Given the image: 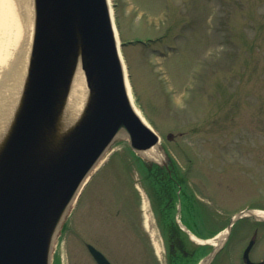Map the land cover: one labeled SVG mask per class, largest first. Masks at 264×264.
I'll list each match as a JSON object with an SVG mask.
<instances>
[{
  "label": "rangeland",
  "instance_id": "374dc122",
  "mask_svg": "<svg viewBox=\"0 0 264 264\" xmlns=\"http://www.w3.org/2000/svg\"><path fill=\"white\" fill-rule=\"evenodd\" d=\"M109 2L132 100L160 136L162 156L174 158L186 178L167 213L191 220L179 209L185 185L205 206V231L242 208H264V0ZM27 11L25 20L16 4L11 16L0 14V79L18 68L20 80L25 70L30 1ZM131 155L125 139L111 146L65 218L54 264H96L87 242L111 264H165L154 207ZM244 220L234 223L215 264H241L252 233L249 256L264 258V224Z\"/></svg>",
  "mask_w": 264,
  "mask_h": 264
},
{
  "label": "water",
  "instance_id": "95a60500",
  "mask_svg": "<svg viewBox=\"0 0 264 264\" xmlns=\"http://www.w3.org/2000/svg\"><path fill=\"white\" fill-rule=\"evenodd\" d=\"M29 1L25 70L8 113L0 114V264L52 263L67 214L115 141L125 139L142 160L168 167L159 135L131 100L109 0ZM79 70L86 94L71 111ZM263 215L251 208L232 215L199 264L211 263L238 219L264 222ZM253 243L245 263L264 264L249 259ZM86 246L98 264H111Z\"/></svg>",
  "mask_w": 264,
  "mask_h": 264
},
{
  "label": "flooded vegetation",
  "instance_id": "af4514ba",
  "mask_svg": "<svg viewBox=\"0 0 264 264\" xmlns=\"http://www.w3.org/2000/svg\"><path fill=\"white\" fill-rule=\"evenodd\" d=\"M172 179H173L172 182H174L175 184L177 182V179L175 177H173ZM154 198H153L154 200L153 211L155 213L157 232H158L162 245L165 246L168 243V247H169L167 250L165 246L166 248L165 258L167 259V256L169 253L171 254V257H173L176 254L182 255L183 253H185V247H186L185 256L189 255V253L192 254V256L193 255L197 256L200 252H202L203 251L202 243L196 244L191 250V243H192L191 238L189 234L186 231H184L179 226V224L176 223L175 216L173 217V219L169 218V222H167L166 217H165L167 210L171 212V210H174L177 207V202L175 203L174 196L167 199V201L161 200L158 196L156 197V199ZM183 198H184L183 200L184 202L182 203V200H181L179 209L181 210V207H182L184 208V211L187 210L188 212L189 210V214L191 215V220H188L187 218H183V215H181L180 223L184 225L185 228H188L190 231L194 232L197 237L201 238L203 237V234L206 233V231L203 230V225H204L203 209L200 206L199 218L197 217L196 213L193 214V210H194L193 206L195 203L192 200L191 191L188 190L186 186L184 187ZM249 207H253V206H249ZM226 247H227V244H225L220 249V251L217 253V255L215 256L211 264H215V262H218L221 253L224 250H226ZM241 264H244V261L242 259H241Z\"/></svg>",
  "mask_w": 264,
  "mask_h": 264
},
{
  "label": "bare ground",
  "instance_id": "6f19581e",
  "mask_svg": "<svg viewBox=\"0 0 264 264\" xmlns=\"http://www.w3.org/2000/svg\"><path fill=\"white\" fill-rule=\"evenodd\" d=\"M28 3L29 0H0V14L3 15L4 12L8 16H11V12L14 8V5H18V9H21V13L23 15V19L27 17L28 14ZM14 4V5H13ZM23 26V25H22ZM116 30V28H115ZM117 32V30H116ZM9 71L5 72L3 74L2 78L0 79V114H7L9 111V108L11 106V102L13 99L14 90L16 88V84L18 83V77L19 69L15 68L14 70H11L12 77L7 78L6 76L9 75ZM86 94V85L84 81V77L82 72L79 70L75 74L74 80H73V86L71 88V92L69 95V103L68 108L69 110L73 111L76 108H78ZM137 109V108H136ZM137 112L143 118V120L146 122L143 115L140 113V111L137 109ZM147 123V122H146ZM148 124V123H147ZM264 214V213H261ZM264 216V215H263Z\"/></svg>",
  "mask_w": 264,
  "mask_h": 264
},
{
  "label": "trees",
  "instance_id": "16d2710c",
  "mask_svg": "<svg viewBox=\"0 0 264 264\" xmlns=\"http://www.w3.org/2000/svg\"><path fill=\"white\" fill-rule=\"evenodd\" d=\"M142 164H144V163H142ZM144 170L147 171L145 166H144ZM147 174H148V173H147ZM148 175H149V174H148ZM149 178L152 179V176L150 175Z\"/></svg>",
  "mask_w": 264,
  "mask_h": 264
}]
</instances>
